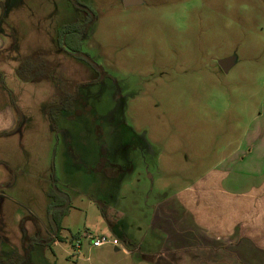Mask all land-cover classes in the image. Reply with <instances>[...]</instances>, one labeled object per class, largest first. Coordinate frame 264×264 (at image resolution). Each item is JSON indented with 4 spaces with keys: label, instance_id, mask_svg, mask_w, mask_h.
Returning <instances> with one entry per match:
<instances>
[{
    "label": "rangeland",
    "instance_id": "374dc122",
    "mask_svg": "<svg viewBox=\"0 0 264 264\" xmlns=\"http://www.w3.org/2000/svg\"><path fill=\"white\" fill-rule=\"evenodd\" d=\"M78 1L97 15L81 50L98 69L59 47L62 28L86 18L70 0H0V100L20 118L0 137V252L55 238L57 186L70 203L62 241L33 244L34 264H139L160 248L155 207L264 118V0ZM30 56L46 77H19ZM229 57L226 73L219 62ZM98 70L109 77L96 84ZM76 92L70 109L46 114ZM85 233L117 239L119 251L93 248Z\"/></svg>",
    "mask_w": 264,
    "mask_h": 264
},
{
    "label": "crops",
    "instance_id": "0c3cea01",
    "mask_svg": "<svg viewBox=\"0 0 264 264\" xmlns=\"http://www.w3.org/2000/svg\"><path fill=\"white\" fill-rule=\"evenodd\" d=\"M16 119L1 99L0 137ZM247 133L239 149L193 187L155 207L152 230L160 248L139 264H264V118Z\"/></svg>",
    "mask_w": 264,
    "mask_h": 264
},
{
    "label": "trees",
    "instance_id": "16d2710c",
    "mask_svg": "<svg viewBox=\"0 0 264 264\" xmlns=\"http://www.w3.org/2000/svg\"><path fill=\"white\" fill-rule=\"evenodd\" d=\"M70 1L76 8L85 12L86 18L82 22H76L64 26L58 35V43L60 47L67 48L81 57L83 40L96 22L97 15L93 9L89 6L83 5L78 0ZM46 67L47 65L44 62H41L36 56H30L21 60L17 74L23 81L34 82L46 77ZM77 99V93L74 95L65 94L60 102L51 104L47 107L46 114L52 119L54 116L70 109ZM49 197L52 200L49 207L52 232L55 238L62 241V222L70 209L69 199L57 186H54L49 192ZM55 238L48 241L35 240L33 244L38 243L51 246L57 241ZM33 244H24L20 250H13L6 254L0 252V264H34L31 258Z\"/></svg>",
    "mask_w": 264,
    "mask_h": 264
},
{
    "label": "built area",
    "instance_id": "2783aa9c",
    "mask_svg": "<svg viewBox=\"0 0 264 264\" xmlns=\"http://www.w3.org/2000/svg\"><path fill=\"white\" fill-rule=\"evenodd\" d=\"M84 238L90 241L91 246L93 248H101L106 245H112L115 247L119 246V241L117 239L112 240L109 236H106V235L95 237L90 233H85ZM81 246H82V241L79 239L74 245L75 250L78 254H80Z\"/></svg>",
    "mask_w": 264,
    "mask_h": 264
},
{
    "label": "water",
    "instance_id": "95a60500",
    "mask_svg": "<svg viewBox=\"0 0 264 264\" xmlns=\"http://www.w3.org/2000/svg\"><path fill=\"white\" fill-rule=\"evenodd\" d=\"M143 3H144L143 0H123V4L125 7L139 6V5H142ZM219 64L221 68L224 70V72L228 73L233 68V66L236 64V57H229V58L223 59L219 62ZM19 124L17 128L14 130V132L19 129Z\"/></svg>",
    "mask_w": 264,
    "mask_h": 264
},
{
    "label": "flooded vegetation",
    "instance_id": "af4514ba",
    "mask_svg": "<svg viewBox=\"0 0 264 264\" xmlns=\"http://www.w3.org/2000/svg\"><path fill=\"white\" fill-rule=\"evenodd\" d=\"M58 44H59V43H58ZM59 47H60V46H59ZM60 49L63 50V51H66L67 53H69V54H71V55H73V56H75V57H79V58H81V59H85V60L91 62V64H92L94 67H96V69H98V67L94 64V62L92 61V59H90L88 56L84 55L83 52H82V56L80 57V56H78L77 54L71 52V51H70L69 49H67V48L60 47ZM98 72H100V75H99L98 80L96 81V84H99V83L103 82L105 79H107V78L109 77V75L106 74L105 72H103L102 70H98ZM85 85H86V84H85ZM76 93H77L78 98H79V94H78V92H76ZM64 95H65V94H64ZM64 95H63V96H64ZM63 96H62V98H63ZM62 98H61V99H62ZM61 99H60V100H61ZM77 100H78V99H77ZM59 102H60V101H59ZM57 103H58V102H57ZM51 104H56V103H51ZM51 104H50V105H51ZM48 106H49V105H48ZM12 108H13V107H12ZM13 109H14V108H13ZM14 111H15V109H14ZM15 112H16V111H15ZM16 115H17V113H16ZM17 118H18V115H17ZM19 122H20V118H18V120L16 121V126H15L14 130L17 128ZM14 130L8 132V134H10L11 132L13 133ZM14 133H15V132H14ZM8 134L6 133L5 135H8ZM55 243H56V242H55Z\"/></svg>",
    "mask_w": 264,
    "mask_h": 264
}]
</instances>
